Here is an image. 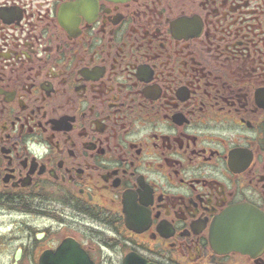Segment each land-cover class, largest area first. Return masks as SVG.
Returning <instances> with one entry per match:
<instances>
[{"label": "flooded vegetation", "instance_id": "obj_1", "mask_svg": "<svg viewBox=\"0 0 264 264\" xmlns=\"http://www.w3.org/2000/svg\"><path fill=\"white\" fill-rule=\"evenodd\" d=\"M264 0H0V264H264Z\"/></svg>", "mask_w": 264, "mask_h": 264}, {"label": "water", "instance_id": "obj_2", "mask_svg": "<svg viewBox=\"0 0 264 264\" xmlns=\"http://www.w3.org/2000/svg\"><path fill=\"white\" fill-rule=\"evenodd\" d=\"M210 241L218 254L237 252L254 258L264 247V215L254 208L238 205L216 221ZM19 256L17 250L15 260Z\"/></svg>", "mask_w": 264, "mask_h": 264}, {"label": "rangeland", "instance_id": "obj_3", "mask_svg": "<svg viewBox=\"0 0 264 264\" xmlns=\"http://www.w3.org/2000/svg\"><path fill=\"white\" fill-rule=\"evenodd\" d=\"M241 262H242L241 260H235V259L233 260V264H240Z\"/></svg>", "mask_w": 264, "mask_h": 264}]
</instances>
